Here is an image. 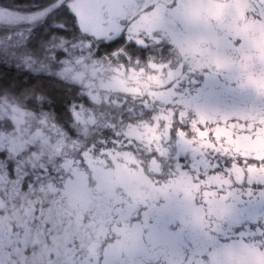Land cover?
<instances>
[{
    "label": "rangeland",
    "instance_id": "rangeland-1",
    "mask_svg": "<svg viewBox=\"0 0 264 264\" xmlns=\"http://www.w3.org/2000/svg\"><path fill=\"white\" fill-rule=\"evenodd\" d=\"M64 1L71 7L70 25L77 29V36L68 42L72 34L65 31L60 33L62 37H58L59 42L68 45H65L58 61H54L53 45L58 43L57 40L47 46L39 32L29 36L30 28L38 23L35 17L40 15L38 13L43 8L22 11L21 15H28V18L19 19V24L7 22L8 17H0L3 19L0 21V31L9 30L0 35V61L4 59L15 62L13 65L19 68L40 70L61 77L76 83L89 102H104L101 106L83 108L78 105L80 109H72L78 115V111H85V115L74 116L72 125H69L70 133L57 129L59 144L65 150L74 151L86 143L91 149L96 147L97 132L92 129L96 128L101 117H111L109 128L117 125L128 140L139 144L137 151L128 149L130 154L121 153L118 147L122 146L115 144L105 150L107 155L104 156L100 152L86 154L87 149L85 156H82L85 159L84 168H80V162L77 163L70 156L65 159L75 173L72 172L65 182L61 197L67 199L68 196L78 212L85 205L88 208L94 205L97 186L100 192L97 200L105 204L99 210L100 218L86 227L96 240L89 242L87 255L81 264H156L147 261L160 258L155 255L157 252L165 255L162 258L165 264H264V97L261 96L264 89L256 90L257 93L238 94L236 83L240 79L264 81V64L253 62L255 59L264 60V0L262 3L253 0H228L226 3L223 2L225 0H179L177 4L170 0H152L151 11L148 8L145 10L148 16L146 23L138 13L131 12L126 17L130 19H121L120 23L117 20L110 22L111 7L126 0ZM153 3H158L159 8L154 7L156 4ZM219 8L223 10L222 14L231 10L249 15L248 26L242 28L240 25L236 31L229 28L232 26L230 23L225 22L220 31L218 21H212L214 24L209 32V21L206 20H211L214 14L219 16ZM175 23L178 29L174 27ZM6 24H11V31ZM120 25L123 30L130 28L133 34L140 33L139 25L144 26L146 36L139 35L140 41L156 47L152 50L161 53L159 55L163 57H159L158 62L164 67H157L154 62L151 63L154 66L146 63L157 60L147 49L141 54L135 53V58L139 56L141 61L130 59L126 65L117 60L115 63L105 60V55L93 56L90 50L93 43L106 39L108 33ZM251 29L253 34L248 35ZM239 32L243 34L238 35ZM50 38L54 39L53 36ZM169 38L176 42V49L166 46ZM252 38L258 39L259 48L256 58L246 62L244 49L250 44L244 40ZM36 39L39 40L37 44ZM205 42L209 45L207 60L210 64L214 63L202 68L199 73H189L180 61L192 57L203 59L200 57L206 53ZM109 65L115 67L114 74L119 80L139 73L147 78L146 86L155 87L153 79L156 76L165 78L164 89L170 87L171 81L178 84L176 93L179 104H166L152 97L145 102L146 109L137 107L127 122L115 119L121 111L119 106L125 100L113 96L114 102L108 100L109 92L101 89L102 85H108L106 81H101L100 85L88 82L90 79L99 80L94 75L99 71L106 72ZM250 66L251 69L256 67L245 74ZM220 67L233 69V72L236 70L237 74L224 76L219 72ZM80 71L92 73L93 76L89 75L90 79L82 77ZM176 72L179 78L174 79ZM112 74L113 71H108L106 75ZM191 79L198 83H189ZM202 81L208 96H213L210 100L225 109L228 121H231H227L226 128H215L212 123L202 125L198 118L195 119L197 112L190 110L191 107L187 109L189 98L192 99L191 95ZM246 94L255 100L241 106L240 101L250 97ZM256 98L259 99L256 101ZM43 103L49 105L50 101L44 99ZM2 105L8 106L7 100H3ZM103 105L112 106L103 109ZM35 116L37 125L30 130L14 128L7 132L1 128L6 127L5 121H0V151L11 153V150H19L22 135L17 136L18 131H22L24 137L29 135L34 141L41 142L54 135V124L51 123L54 115L51 117L50 112L40 109ZM253 118L260 125L252 126ZM9 120L11 124L19 123L16 117L13 118L12 111L9 112ZM56 150L55 142H52L51 148L44 144L34 158L42 163L51 162V153L55 154ZM138 150H142V153ZM20 160L21 156L18 155L10 157L13 171L17 166L18 171L24 166L19 164ZM165 161L169 164L164 165ZM0 163V173L6 174L8 168L2 164V158ZM163 168L170 170L163 174ZM83 169L88 172L84 173ZM115 188L120 189V195L114 193ZM90 192L94 195L92 199ZM55 208L59 215L54 220L59 231L56 238L75 245L78 235L63 226L68 214L63 213L65 209L60 202ZM75 211H70L74 213L73 220L79 218ZM174 222L180 226L172 225ZM38 233L42 235L43 230L38 228ZM20 239L21 236L17 235L13 240L16 242ZM187 246L189 256L183 253ZM34 250L29 255V263L34 258L36 261L41 259V255H35ZM68 252L70 255H63L66 257L65 264L78 258L71 249ZM18 254H12L11 259L14 260Z\"/></svg>",
    "mask_w": 264,
    "mask_h": 264
},
{
    "label": "trees",
    "instance_id": "trees-1",
    "mask_svg": "<svg viewBox=\"0 0 264 264\" xmlns=\"http://www.w3.org/2000/svg\"><path fill=\"white\" fill-rule=\"evenodd\" d=\"M53 5H57L58 7L56 6L55 9L49 11ZM38 8H43V11L41 10L38 13L40 15L49 13L46 18L42 20L38 18L40 15L37 14L38 16L35 17L38 22L36 24L37 26L33 25V27L30 28L29 36L39 32L43 40L44 34L47 32L50 36L59 34L60 28L66 29V33L70 35L76 32L77 29L70 25V15L72 14L70 12L71 7L69 8L64 0H0V17H8L7 19L9 20H6L7 22L19 24V19L24 17L28 18V15H21L22 11ZM1 20L3 19H0V21ZM6 25L9 26L11 31V24ZM41 28H43V31ZM8 31L9 30L3 33L0 31V35ZM70 39L71 38H68V42H70ZM51 41L55 40L51 38ZM38 42L39 40L36 39L35 44ZM96 42V51H92V55L95 57L106 55L110 47L107 44V40H98ZM13 63L14 62H8L4 59L0 61V95H4L2 93H9L18 97L20 100H31L38 96L43 97V99H48L50 101L49 105L43 104V107L52 110L51 117L54 115V118L52 117L51 123L54 124L59 131L70 133L69 125H72L74 120L71 110L77 108L79 104H83L84 106H88L89 104V100L82 95V91L77 84L70 81L64 82L53 74L43 75L41 72L31 73L26 70H21L16 68ZM131 115L132 114L129 113L121 116L118 115L116 119L120 118L125 123L131 119ZM4 125L6 126L5 128L11 127V123L8 120H5ZM101 125L100 129L96 130L95 139L97 145L92 150H98V147L106 150L111 147L112 144H115L117 146H122L118 148L120 152L124 154H130L128 152L129 148L136 149L137 151L139 144L128 140L117 125L116 128H109L110 124L107 119L105 122L101 121ZM86 145L87 149H90V145ZM81 149L78 152L76 150H64V152L58 153V157H55L54 161L43 163L40 167L39 164L36 163V168L34 165V170H32L33 166L30 165L27 160L21 158L19 164L24 166L19 171L17 170L15 172L10 170L11 163L9 162L10 157L13 156L14 153L10 155L9 153L0 151L2 164H6L10 172L8 178L11 184H8V188L12 200L8 204L12 203L18 208V212H16L17 214L14 218L12 216L13 209H10L7 214H2L6 222L5 228L3 227L2 231L3 235L7 236L9 240V235L7 233L8 221L10 227H12V242L9 246V253H19V256L14 260L11 259L13 255H2L4 258H2V260L0 259V264H13L14 261L15 264H65L64 260L66 257L63 255H70L68 252L69 249L74 251V255H77L78 258L73 262H70L68 259V262H70V264H81L82 260L87 255V250L90 246L89 242L96 240L86 227L89 226L91 221H96L100 218L99 210L105 207V204L99 203L97 200V197L100 196V192L97 190L96 185V193L92 191L95 193V196L90 192V199L94 196V205H92L91 208L85 205L77 212L75 211L76 208L69 202L68 196L67 199L61 197V191L65 182L68 181L67 179L70 178L73 174L72 172L75 171L71 165L67 164L68 162L65 161V158L70 156L75 160H79V166H84L85 159H83L82 156H85L83 153L85 150L83 147ZM138 152L142 153V150H138ZM100 154L101 156L107 155L106 153ZM134 156L139 157V155ZM165 162L164 165L169 164L167 161ZM169 170L166 171L163 168L164 172L162 171V173L165 174ZM113 191L120 195V189L115 188ZM58 201L61 203L62 208L65 209L63 213L65 215L68 214V217L63 220V226L68 227L71 232L78 235V239L73 246L62 239L56 238L59 231L57 230L54 220L59 216L55 208V206L59 204ZM144 201L148 202L149 200L144 199ZM148 204L151 203L148 202ZM5 207H7V205ZM70 211L77 212L79 218L73 220L74 213L71 214ZM174 224L178 225L179 223L174 222L172 225ZM38 228L43 230L42 235L38 233ZM17 233L21 236V239L14 251L13 239L16 238L15 235ZM33 250L36 251L35 255H41V259L36 261L34 258V261L29 263V255H31V251ZM189 252L190 250L187 246L186 251H183V253L189 256ZM155 255L160 256V258L156 259V257H154L147 262L165 264L162 259L165 255H160L159 252Z\"/></svg>",
    "mask_w": 264,
    "mask_h": 264
},
{
    "label": "flooded vegetation",
    "instance_id": "flooded-vegetation-1",
    "mask_svg": "<svg viewBox=\"0 0 264 264\" xmlns=\"http://www.w3.org/2000/svg\"><path fill=\"white\" fill-rule=\"evenodd\" d=\"M151 1L152 0H126V2H123L121 4H115L114 8L111 7V10H109L110 22L115 23V21L117 20L120 23L121 19H130V18H126V17H129L130 12L134 13V14L138 13L139 16L143 19V22H145V23L148 22V20H147L148 16H147V13L145 12V10L148 8V10L151 11V5H150V3H152ZM170 1L177 4L179 0H170ZM211 1H213V0H211ZM253 1L256 3L257 2H260V3L263 2L262 0H253ZM163 2H167V1L164 0ZM223 2L226 3V2H228V0H225ZM154 4H156V5H154ZM153 5H154V7L159 8L158 3H153ZM56 6L57 5L51 6L49 11L51 9L52 10L55 9ZM219 10H220L219 16H216V14H214L212 16L213 18L211 20L209 18L206 20V21H209L208 22L209 23V28H208L209 32H210L211 28L213 27L212 23L214 24V22H212V21H218L217 23L220 24V31L222 30V27L225 26L224 25L225 22L230 23L233 27L231 26L229 28H234V30H236V31L238 30V26L241 25L242 28H245L248 26V22H250V20H248V17L250 19H251V17L247 14H240V11L235 13V12H231V10H230V11L224 12L222 14L221 11H223V10L220 8H219ZM238 10L239 9L237 8V11ZM139 12H141L142 14H140ZM48 13H43L38 18H41V17H43V15L45 16ZM233 14H235V17L233 16ZM141 26L139 25V27H138L140 29V31H139L140 33H135V34L132 33L130 28L123 30V26L121 27V25L118 26L119 28H113V30H111L108 33V36L105 39V40H107V44L110 47L108 49L107 54L104 56L103 59H105V60L108 59V60L112 61V63H115L116 60L121 61L120 63L126 65L130 61V59H133L136 61H141L139 56H137V59L135 58V56H136L135 53L139 52L141 54V52H145L147 49V50H151V51H147V52H150V53H152V55L156 56L157 60L156 61H147L146 63L151 64L152 62H154L157 64L155 66L163 68L164 65H162L161 62H158L159 57H163V56L159 55V54H161L160 52L152 50L153 48H156V47L154 45L151 46L150 44L147 45L146 43H144V44L141 43L139 35H142V36L145 35L146 36V31H147V29H145L144 26H142V27ZM174 27H176L178 29V24L175 23ZM48 31H49V28H48ZM64 31L67 32L66 29L60 28L59 34H53L54 40L58 41V43L53 44L55 47V49H54L55 50L54 51V61L59 60L60 56H62L61 52H63L65 45H68L66 42L62 43V42H59L60 40H58V37H62V35L60 33L64 32ZM148 31H149V29H148ZM76 32L72 33V37H70V38L76 37L77 36ZM156 34H158V33H156ZM241 34H243V33L239 32L238 35H241ZM251 34H253V29H251V32L248 33V35H251ZM135 35H137V36H135ZM136 38H138L139 40H136ZM244 38H245V36H244ZM70 40H72V39H70ZM43 41L47 44V46H50L51 38H50V34L48 35V32L46 34H44ZM166 41H167L166 46H168L169 48L176 49V47H175L176 42L175 41H172L170 38ZM244 41L250 44L246 47V49H244L245 50L244 54L246 55V62L253 61L254 58H256L257 50L259 48L258 39L254 40L252 38L251 40L245 39ZM205 43L207 44V42H205ZM208 46L209 45L207 44V46L204 47V48H206L205 49L206 53L202 54L200 57L203 59H197V58L192 57V59H182V61H180V62L185 64L189 73H192V74H195L196 72L199 73L198 72L199 70H201L204 67L208 68L210 65H212L214 63V62H211V64H210V61L207 60L206 55H208V52H207ZM56 48H59V49H56ZM136 49H138V50L136 51ZM90 50L96 51L95 43H93ZM118 52L122 55H120ZM211 52H215V51H211ZM154 56H152V57H154ZM34 60L37 61V60H39V58L34 59ZM253 62H255L256 64L260 63L259 65L264 64V60H260V59H255ZM13 64H15V62ZM151 66H154V65L151 64ZM15 67L18 69H21V70H26V71L31 72V73L40 72V70L30 71L27 69L19 68V67H17V65ZM255 67L256 66H254V68ZM254 68L251 69V66H250L249 70L245 74L252 72V70ZM88 70L89 69H87V71ZM114 70H115V67L113 65L112 66L109 65V68L106 72H101V71L97 72V74L94 76H97L99 78V80H91L89 77L93 76V75H91L92 73H85L82 71H80V73L82 74V77H87L88 79H90L88 82L91 84L96 83V85H100L99 83L101 81H104V82L106 81V83L108 82V85L105 84V85L101 86V89L103 91L109 92V96L107 97L108 100H111L112 102H114V99H112L111 96L120 97V98L122 97L123 100H125L123 102V104H121L119 106L121 111L118 113V115H125L127 113L133 114L135 109L139 106L146 109L144 107L145 102L148 101L149 98H151V97H156L157 100L163 101L166 104H170V103H172V104L175 103L177 105L179 104L178 93H176L177 92L176 89H177L178 84L172 83V81H171L170 87H167L166 89H164L163 83L165 81V78L163 76H161L162 79H160L158 76L154 77L153 84H155V87H152L149 85L146 86V83L148 81H145L147 79V78H144L145 75H141V74L137 73V75H135V76L129 75L128 78H126V79L123 78V79L119 80L116 77V75L114 74ZM139 70H141V69H139ZM108 71H110V72L113 71V74L107 76L106 74ZM219 72H222L224 74V76L228 75V73L231 74V76H234L235 74H237L236 70H234V72H233V69H224L222 67H220ZM41 73H43V75H51V74H46L44 72H41ZM245 74H244V76H245ZM89 75H91V76H89ZM141 76H143V77H141ZM245 77H247V76H245ZM58 78L64 82H67L65 79H62L61 77H58ZM169 78L171 79L172 77H169ZM173 78L174 79L179 78L177 75V72H176V76ZM193 78H194V76H193ZM117 79L119 81H117ZM189 83H198V82L195 79H191V81H189ZM236 83H237L238 94H240V93H251V92H256V90L258 91V90L264 89V81H262V80H255L254 81V79H253L251 81H248L246 79H243V80L240 79L239 81H236ZM199 85H200V87L196 89V91L193 93V95H191L192 99L189 98V100L187 102L189 107L187 109H190V107H191L190 110H192L193 112L195 110L197 112V113L194 112L195 115L197 116L195 119L197 120V118H198V121L201 122L202 125H208V124L212 123V126L215 128L217 126L220 128L225 126L224 128H226V124H227L229 117L227 116L225 109L219 108L218 103H216L213 100H210V98L213 96H208L207 91L205 89H203L205 87V83L203 84V81L200 82ZM157 86L159 88L154 89ZM2 94H4V95H2V96L0 95V121L2 122L5 120H8L10 122L9 112H11V111L13 112V118L16 117L17 121H19V123L12 122L13 124H11L10 128H5V127L3 128V126L1 127L2 129L7 130V132L11 131L14 128L22 130V131L25 129L30 130L31 127L35 129V126L37 125L36 122L38 121V119H36L35 115L38 113V111L40 109L44 110L46 112L52 113V110L43 107V104H44L43 103V101H44L43 97L38 96V97H34V99H31V100H28V99L20 100L18 97H15L9 93L8 94L2 93ZM112 94H114V95H112ZM246 95H249V94H246ZM249 96H250L249 98L242 99L244 101H240L241 106H246L249 103H253V100H255V98L251 95H249ZM261 96L264 97V95H261ZM258 99L259 98H256V101ZM3 100H7L8 106L2 105ZM261 102H263V101H261ZM103 103L104 102H102L100 104H94L92 102H89L88 106L89 105L90 106H101ZM79 105H80V107H83V108L87 107V106H84L83 104H79ZM196 105H198V106H196ZM106 106H112V105H103L102 108L106 109ZM77 108H79V107L77 106ZM253 110H251V111H253ZM110 111L111 110H109L107 112V114ZM78 112H80L79 115H78V113L76 114V113H73V111H72L73 115L72 114L71 115L72 116L85 115V111L84 112L78 111ZM101 119H102L101 120L102 122H105L106 119L109 121L112 120L111 117H107V118L101 117ZM115 119H116V116H115ZM101 121H99V123H97L95 125L96 128L92 129V131L100 129V127L102 126ZM252 121H253L252 126L260 125V123L256 119L253 118ZM234 122H236V121H234ZM228 123H231V121H228ZM243 125H245V124H243ZM115 128H116V126H115ZM53 129H55L54 135H52L50 133L51 137L47 138L46 141L43 140V142H41L39 140L34 141L33 137L29 136V135L24 137V135L22 134V131H18L17 136L22 135L20 147L18 148L19 150L18 151L15 150V152H12V150H11V153H9V154L12 155V153H14L13 155L21 156V158L27 160L30 163V165L33 166L32 170H34V165L36 163L39 164V167L41 164L47 163V162L42 163L40 161L35 160L34 157H36L38 155V149L41 148V146L44 144L47 148H51L52 142H55V144L57 145L56 153L55 154L51 153V155L53 157V161H54L55 157H58V153H60L62 151L64 152L65 149H64V146L61 147L59 144L60 143L58 141L59 133L57 131V127L53 125ZM15 143H16V141H15ZM86 144L81 146L78 149H75V150L78 152L82 147L84 150H87ZM90 149H91V146H90ZM90 149L87 150L86 154L93 155L94 153L98 154L99 152L105 153V150L102 149L101 147H98V150L95 149V151L92 149L90 150ZM85 152L86 151H83L84 154H85ZM48 156L50 157V155H48ZM76 162L78 163L79 160L76 159ZM33 163H34V165H33ZM12 165L13 164L10 165L11 171H13ZM81 167L84 168L86 166L85 165L80 166V168ZM35 168H36V165H35ZM17 170H18V168L16 169V171ZM83 170H85V171H83L84 173L88 172V171H86L87 169H83ZM13 172H15V171H13ZM9 174H10L9 170L6 174L2 175L0 173V186H2V190H0V236L2 239V242L0 243V255H12L9 253V246H10V243L12 242V239H11L12 227H10V224L7 221V228H8L7 233L9 235V240H8L7 236H4L3 231H2V228L3 227L5 228V225H6V222L4 220V216L2 214H4V213L7 214L10 209H13L12 216L14 218V216H16V214H17L16 212H18V210H17L18 208L15 207L14 204H12V203L8 204L12 200V198L10 197V191L8 188V184L9 185L11 184L10 179L8 178ZM62 193L63 192L61 191V194ZM1 194H3V196ZM6 205H7V207H5ZM26 211H28V210H26ZM16 220H17V218H16ZM17 235H19V234L17 233L15 236H17ZM18 244H19L18 240L16 242L14 241V244H13L14 251L17 248Z\"/></svg>",
    "mask_w": 264,
    "mask_h": 264
},
{
    "label": "bare ground",
    "instance_id": "bare-ground-1",
    "mask_svg": "<svg viewBox=\"0 0 264 264\" xmlns=\"http://www.w3.org/2000/svg\"><path fill=\"white\" fill-rule=\"evenodd\" d=\"M42 29V31H43V28H41ZM41 32V31H40ZM40 34V33H39Z\"/></svg>",
    "mask_w": 264,
    "mask_h": 264
}]
</instances>
